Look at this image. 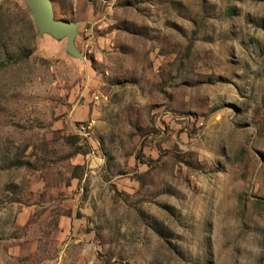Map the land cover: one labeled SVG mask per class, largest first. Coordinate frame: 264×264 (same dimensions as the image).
Wrapping results in <instances>:
<instances>
[{
	"label": "rangeland",
	"instance_id": "rangeland-1",
	"mask_svg": "<svg viewBox=\"0 0 264 264\" xmlns=\"http://www.w3.org/2000/svg\"><path fill=\"white\" fill-rule=\"evenodd\" d=\"M0 0V264H264V0Z\"/></svg>",
	"mask_w": 264,
	"mask_h": 264
},
{
	"label": "water",
	"instance_id": "water-1",
	"mask_svg": "<svg viewBox=\"0 0 264 264\" xmlns=\"http://www.w3.org/2000/svg\"><path fill=\"white\" fill-rule=\"evenodd\" d=\"M28 9L39 36L49 35L56 40H65V51L74 58L83 59L75 47L79 22L57 19L51 0H21Z\"/></svg>",
	"mask_w": 264,
	"mask_h": 264
}]
</instances>
